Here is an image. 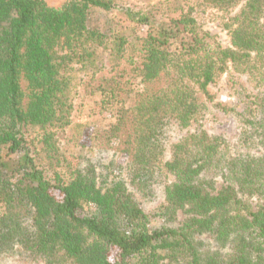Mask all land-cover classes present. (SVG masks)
<instances>
[{"label": "trees", "instance_id": "trees-1", "mask_svg": "<svg viewBox=\"0 0 264 264\" xmlns=\"http://www.w3.org/2000/svg\"><path fill=\"white\" fill-rule=\"evenodd\" d=\"M202 2L226 16L228 47L189 3L0 0V264H264V0ZM92 12L128 25L90 26ZM229 70L258 87L230 79L236 107L209 90ZM77 88L113 120L72 122ZM209 114L234 141L200 128L167 144L166 127ZM63 132L87 139L72 165ZM135 197L159 202L152 215Z\"/></svg>", "mask_w": 264, "mask_h": 264}, {"label": "rangeland", "instance_id": "rangeland-1", "mask_svg": "<svg viewBox=\"0 0 264 264\" xmlns=\"http://www.w3.org/2000/svg\"><path fill=\"white\" fill-rule=\"evenodd\" d=\"M48 5L57 7L61 4L62 0H46ZM171 0H116L117 7H125L130 6L135 9H142L143 11H150L151 9L155 11L158 7H160V11L163 10L164 5ZM203 0H174V3L181 2L182 4L189 3L190 8L194 9L195 16L198 21L203 25V27L213 36V38L222 46H229V33L224 28V24L226 22L225 15L220 12L206 7ZM166 2V3H165ZM165 3V4H164ZM114 14H108L104 12H92L90 14V18L88 24L90 26H97L102 29L110 27L113 31L122 30L121 28L126 27L127 23L118 22L117 17ZM124 34H129L130 29H124ZM230 79H234L236 89H246L249 91H256L258 87H255V84L248 81L246 76L233 72L232 70L227 71L226 74L220 76L210 87V92L214 95V100L216 102H221L230 107H236V94L233 89L228 85V81ZM77 94L72 97V111H71V119L72 122L78 123H86L87 120H93L94 124L103 125L108 121H112L113 117L111 109L113 106L108 105L109 102L102 101L101 98L97 96H87V92L83 91V89L76 90ZM208 120H199L196 123H193L190 127L186 129H179L175 125H170L166 127L167 144L170 141H176L178 138L182 137L189 131H194L196 129L203 128L207 130L210 134L220 135L225 137L228 141H234L236 137L235 130L232 124L229 121H224L221 124H213L212 114L207 115ZM96 121V122H95ZM84 130V129H83ZM82 130V131H83ZM72 133V132H71ZM28 136L34 143L38 146L39 139L41 137L40 132L36 129L28 130ZM70 138V133L63 132L62 135H59L58 138L60 140V145L62 149V155L66 160L72 165L74 163L75 157L78 155V151L83 150L81 147V141H85L87 145V139H78V137ZM167 144L166 147H167ZM116 164L118 166H123L126 162V157L122 153H117ZM136 201L139 202L142 208L152 215L153 209L158 205L159 202L154 203H145L141 202L138 197H135ZM156 211V210H155ZM155 213V212H154ZM154 215V214H153ZM181 219V215L178 216ZM151 224L153 226H159L162 223H167L168 225H174L175 221L165 222L158 216L150 217ZM6 264H42L41 262H26V261H18L16 259H11L4 261Z\"/></svg>", "mask_w": 264, "mask_h": 264}]
</instances>
